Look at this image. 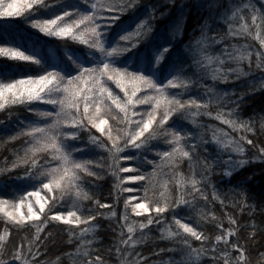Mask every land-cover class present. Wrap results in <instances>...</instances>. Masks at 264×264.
Returning <instances> with one entry per match:
<instances>
[{
  "label": "snow or ice",
  "instance_id": "1",
  "mask_svg": "<svg viewBox=\"0 0 264 264\" xmlns=\"http://www.w3.org/2000/svg\"><path fill=\"white\" fill-rule=\"evenodd\" d=\"M205 7L185 60L173 57V40L186 17L167 43L151 44L159 6L144 0H0L4 32L22 18L59 42L46 52L0 35V58L28 62L0 67V124L21 108L31 114H17L4 141L21 148L0 166V189L13 178L21 186L0 198V264H264V201L241 190L226 203L212 181L217 168L230 180L264 163V111H241L245 96L264 91V0ZM256 72L247 91L217 88ZM105 181L109 202L96 194ZM56 229L70 250L48 258Z\"/></svg>",
  "mask_w": 264,
  "mask_h": 264
},
{
  "label": "trees",
  "instance_id": "2",
  "mask_svg": "<svg viewBox=\"0 0 264 264\" xmlns=\"http://www.w3.org/2000/svg\"><path fill=\"white\" fill-rule=\"evenodd\" d=\"M145 4H155L159 6V11L157 13L158 18L154 22V33L150 37L151 44L159 45L162 43H167L170 37V29L172 25L177 20L178 17H186V23L183 27V36L177 37L173 40V57L179 55L181 59H188V55L185 54V48L191 42L193 36L198 37L200 35L197 26L204 21V19L209 15L208 9L205 7V4L208 0H175V4H168L165 0H144ZM258 2V0H257ZM164 13L163 17H160L159 14ZM141 14H143V9H141ZM18 23L8 25L11 35L8 32L3 31V24L0 21V35L4 37L5 40L12 42L13 39L15 43L24 45L28 49H31L33 46L36 48H43L44 51L49 49L54 50V44L59 42H50L48 38H43L40 34H37L35 30L30 29L27 23H24L22 18H12ZM216 27L224 28L223 24H217ZM195 30V31H194ZM243 43V41H241ZM258 47V45H257ZM7 63H19L23 66H27L28 62H9L6 58H0V67H3ZM22 75V74H21ZM260 76L259 72L255 73V76L247 78V80H241L235 84H217V88L221 90H230L235 89L237 92L247 91L249 88V81H254ZM206 83H211L210 80L205 81ZM203 93V89L194 88L190 95L197 96ZM50 108V106H48ZM215 111V109H212ZM242 115L244 118L250 116H256L257 119L264 111V91H256L254 94L245 96L244 103L241 108ZM17 114L21 119L30 118L31 114L25 112L22 108L18 113L13 114L11 121L5 120L4 124H0V166L4 164L5 157L8 158V162L11 163L12 160V151L15 149L21 148V141H15L10 143H4V141L10 135L14 134L17 130ZM5 117L0 113V120H4ZM203 122L208 124H216L219 126V122L210 120L209 118H203ZM191 127V125H188ZM226 128V126H224ZM227 130V129H226ZM256 139V137H253ZM261 139H264L262 137ZM210 151L215 154V149L210 146ZM22 154V151L21 153ZM251 155V153H250ZM221 168L216 169V174L213 175L212 181L219 190V195L224 198L227 197L228 200L226 203H229L231 200L236 198V193L241 190H245L248 197L249 203L259 204L261 201H264V163L256 162L250 163L246 167L239 169L229 180L227 177H222L220 172ZM23 169H17L13 173V177L16 174H22ZM6 187L0 189V198H3V193L7 192L9 194H17V188L21 186L20 181H16L14 178L12 180L5 181ZM27 185H24L26 187ZM111 190V181L100 182V188L96 191V194L100 196L102 200L107 201L109 197V192ZM209 195H211V190H209ZM10 198V197H9ZM214 210L217 214H221V209L219 204H215ZM225 211L233 212L234 210L229 207ZM244 219H247L245 216ZM262 217L257 211L256 221L259 223ZM103 224V229L100 231V236L103 237L105 246L109 243V235L105 233V229L108 227L107 221H100ZM194 223V221H193ZM13 239H16L15 235ZM54 240L55 246L49 244V251L47 253L48 258H55L60 252L70 250V246L66 243L67 235L61 229H56L54 231ZM198 242H194V245H197ZM264 244V236H258L256 246ZM168 244L160 243L157 247H167ZM249 247H252L251 243ZM150 248L145 249L147 253ZM264 251V248L260 249ZM167 256H165V259ZM178 258V257H177Z\"/></svg>",
  "mask_w": 264,
  "mask_h": 264
},
{
  "label": "rangeland",
  "instance_id": "3",
  "mask_svg": "<svg viewBox=\"0 0 264 264\" xmlns=\"http://www.w3.org/2000/svg\"><path fill=\"white\" fill-rule=\"evenodd\" d=\"M25 211H26V209H25Z\"/></svg>",
  "mask_w": 264,
  "mask_h": 264
}]
</instances>
